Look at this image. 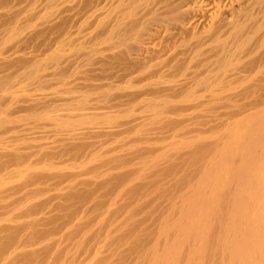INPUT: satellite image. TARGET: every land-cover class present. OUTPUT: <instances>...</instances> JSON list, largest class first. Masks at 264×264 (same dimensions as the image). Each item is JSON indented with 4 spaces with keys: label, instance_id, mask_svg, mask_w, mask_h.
I'll use <instances>...</instances> for the list:
<instances>
[{
    "label": "rangeland",
    "instance_id": "obj_1",
    "mask_svg": "<svg viewBox=\"0 0 264 264\" xmlns=\"http://www.w3.org/2000/svg\"><path fill=\"white\" fill-rule=\"evenodd\" d=\"M82 1L0 0V264H147L209 194L196 155L217 132L188 125L212 117L213 79L175 76L169 54L132 70L114 0L88 15ZM162 86L184 95L151 94Z\"/></svg>",
    "mask_w": 264,
    "mask_h": 264
},
{
    "label": "bare ground",
    "instance_id": "obj_2",
    "mask_svg": "<svg viewBox=\"0 0 264 264\" xmlns=\"http://www.w3.org/2000/svg\"><path fill=\"white\" fill-rule=\"evenodd\" d=\"M107 2L108 0H83L79 13L81 10L83 12L80 14L83 15L95 13ZM114 2H110L115 5L116 11L114 28L118 34L128 35L135 42L133 46L130 43L131 48L120 55V60L127 67L132 70L137 67L143 69L153 60L169 54L168 57L171 58L166 60L171 59L170 63L176 70L174 73L185 65L189 67V64H193L195 70L191 71H195L197 86L199 78H208L207 81L213 79L214 82L211 92L215 101L211 103L213 107L210 106L212 117L206 122L202 119L201 122L188 123V126L194 127L200 133L205 132V129L217 132L204 147L198 146L200 148L196 155L199 166H203L206 159L209 161L207 177L210 184L207 198L203 200L202 197L199 200L202 206L198 205L196 214L190 211L196 217L193 223L191 214L189 216L194 224L193 229H196L190 228L193 224H189V218V225L186 223L183 226V220L180 224L184 228H190L192 233L170 234L169 229H164L166 231L162 235L169 246L160 250L163 253L161 255H157L158 242L157 246L153 244L152 247L155 248L152 251L142 247L144 257L150 252L152 256L148 263L145 258L144 261L147 264H180L185 253L188 255L186 264H207L206 260L209 264H264V0ZM145 45L153 51L152 54L148 51V56L144 55V48L142 53L139 52L140 46ZM138 47L140 50L134 49ZM156 71L159 70L156 68ZM168 73L170 72L167 71L165 75ZM171 73L173 76V72ZM174 79L175 77L171 80ZM191 86L192 89L193 85ZM159 88L151 94L173 99L185 90V87L178 89L173 86ZM221 97L224 98V103L219 100ZM127 98L129 96L125 99ZM130 101L127 100L131 103ZM206 125L210 126L205 127ZM123 127H131V124ZM94 133L93 136L97 134ZM202 169L200 170L203 171ZM201 171L199 177L202 176ZM202 180L204 178L200 177L198 184L202 185ZM204 204L208 208H204ZM186 215L189 214H185L187 218ZM140 230L139 236L136 231V236H131L135 240L130 237L136 246L140 245L139 237L143 233ZM177 234L182 237L179 238ZM170 235L173 240L178 237L172 243L177 244L176 247L172 246ZM163 257L166 258L165 261L162 260ZM144 261L142 262L145 263Z\"/></svg>",
    "mask_w": 264,
    "mask_h": 264
}]
</instances>
